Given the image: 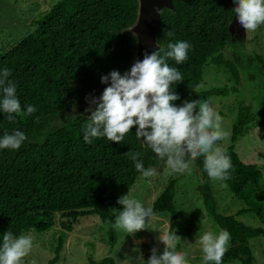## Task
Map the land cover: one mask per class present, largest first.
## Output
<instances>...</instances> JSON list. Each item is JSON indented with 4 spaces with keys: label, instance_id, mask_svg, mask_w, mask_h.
I'll return each mask as SVG.
<instances>
[{
    "label": "trees",
    "instance_id": "obj_1",
    "mask_svg": "<svg viewBox=\"0 0 264 264\" xmlns=\"http://www.w3.org/2000/svg\"><path fill=\"white\" fill-rule=\"evenodd\" d=\"M173 4V11L161 10L157 42L164 50L176 41H187L192 46L182 64L167 61L183 76V82L172 86L180 97L173 103L181 106L199 99L210 101L212 106L214 98L237 93L238 70L222 54L231 44V4L227 0H193L190 4L174 0ZM137 10V0H59L37 18L36 28L28 36L0 54V70H11L9 79L17 84L22 110L26 111L27 105L37 109L32 115L16 116L14 121L0 112V137L14 130L27 136L17 150L0 149V243L9 229L17 237L30 230L45 232L55 225L57 217L62 231L72 232L80 219L96 216L115 245L112 209L123 210L118 199L143 177L127 153H140L144 167L156 169V174L167 166L144 138H136L138 126L121 143L106 137L86 143L83 138L91 115L89 111L86 116L83 105L88 98L91 102L103 93L93 87L106 85L101 77L111 71L123 74L133 65L136 39L129 28L136 21ZM169 31L174 34L168 36ZM256 60L264 69V61L259 56ZM208 65H225L235 85L200 89ZM262 127L264 121L240 103L231 124L230 144L225 147L233 168L230 179L222 181L233 198L244 205L237 215L253 214L262 226H248L232 215L220 214L203 160L196 161L200 171L196 190L203 207L218 230L226 229L231 235L222 264H253L248 242L264 236L263 173L257 164L243 162L236 152L240 139ZM185 176L177 173L171 178L152 205L156 216L168 217V232H176L179 224L176 185ZM61 241L62 237L49 264L58 262ZM87 264L116 263L112 257L96 261L88 255Z\"/></svg>",
    "mask_w": 264,
    "mask_h": 264
},
{
    "label": "clouds",
    "instance_id": "obj_2",
    "mask_svg": "<svg viewBox=\"0 0 264 264\" xmlns=\"http://www.w3.org/2000/svg\"><path fill=\"white\" fill-rule=\"evenodd\" d=\"M233 11L247 33L264 25V0H237ZM173 34L168 32V36ZM191 47L187 41L170 42L167 50L159 47L150 54L145 52L144 59L135 61L129 71L121 74L113 70L102 76L101 82L108 86L99 98L91 101L95 108L88 109L91 115L84 126V141L92 143L93 139L106 137L111 142L121 143L126 134L138 126L136 138H144L148 147L174 172H190V166L202 158L203 168L211 180L230 179L231 157L219 143L229 137V132L222 127L221 115L208 100L185 101L181 106L173 103L180 97L172 86L183 82V76L167 61L172 59L177 65L182 64L188 59ZM11 75L8 68L0 70V112L7 114L9 121H14L16 116L32 115L37 109L27 105L26 111L22 110L17 84L9 79ZM26 139L22 131L5 132L0 137V149L17 150ZM127 154L143 177L156 174V169L144 167L139 159L140 153L130 151ZM118 204L123 206V210L112 209L115 215L112 227L133 235L150 228L156 216L154 209L133 198L131 190L118 199ZM160 233L158 240L165 245L164 250L158 254V249L153 247L147 264H189L187 254L177 251L180 236L176 232ZM230 240L231 235L226 229L218 234L211 231L202 235L198 233L203 264H222ZM32 248L33 237L30 234L17 237L9 229L0 243V264H24ZM142 264H145L143 257Z\"/></svg>",
    "mask_w": 264,
    "mask_h": 264
},
{
    "label": "rangeland",
    "instance_id": "obj_3",
    "mask_svg": "<svg viewBox=\"0 0 264 264\" xmlns=\"http://www.w3.org/2000/svg\"><path fill=\"white\" fill-rule=\"evenodd\" d=\"M59 0H0V54L12 49L18 42L36 28L37 18L49 12ZM223 58L231 61L237 68L240 83L237 93L226 98L216 97L212 107L222 117V127L229 132V137L219 143L226 147L230 144V129L239 104L248 106L259 121H264V69L256 60L259 56L264 61V25L255 32H249L245 44L231 40V44L222 51ZM134 64V62H133ZM132 67V66H131ZM131 67L129 69H131ZM236 80L225 65H208L204 70V81L200 89L232 87ZM255 84V85H254ZM97 84L93 89L96 88ZM256 86V87H255ZM92 106L90 98L83 105L85 112ZM236 152L245 163L257 164L263 173L264 180V127L256 128L244 136L236 145ZM190 172L176 185L175 203L179 213V224L176 234L181 241L177 251L187 254L189 264H203L201 246L198 244V233L206 231L219 233L218 227L207 215L201 198L197 193L200 182V171L194 162ZM176 172L166 166L162 173L151 177H142L131 189L133 198L139 199L145 206H151L160 194L163 186L176 176ZM211 186L217 200V211L222 215H232L242 223L262 226L253 214L237 215L244 207L241 201L233 198L222 181L211 180ZM168 217L165 214L155 216L150 228L137 233L127 234L122 229H115V245L107 236V227L96 216L80 219L72 232H64L59 220L45 232L30 230L22 234L33 237L31 253L24 259V264H49L54 257L55 247L62 237V249L58 262L54 264H87V256L96 261L112 257L116 264H142L150 258L152 248L162 254L165 245L158 240L160 232H168ZM63 235V236H61ZM252 249L253 264H264V236L249 240ZM227 264H240L233 261Z\"/></svg>",
    "mask_w": 264,
    "mask_h": 264
},
{
    "label": "water",
    "instance_id": "obj_4",
    "mask_svg": "<svg viewBox=\"0 0 264 264\" xmlns=\"http://www.w3.org/2000/svg\"><path fill=\"white\" fill-rule=\"evenodd\" d=\"M173 1L174 0H137V18L134 24L129 28V32L132 33L136 39L134 63L137 60L142 61L145 52L150 54L153 50H159L160 46L157 42V34L161 27L160 13L163 8L173 11ZM180 1L186 4L193 2V0ZM227 1L231 4L233 9L236 7L237 0ZM157 10H159V12ZM229 32L231 40L236 41L239 44H245L249 39V33H247L246 29L240 25L235 12L233 20L229 24ZM129 70L130 69L127 71ZM107 86L108 85L97 84L96 88L104 91ZM85 114L88 116L89 111H86Z\"/></svg>",
    "mask_w": 264,
    "mask_h": 264
},
{
    "label": "flooded vegetation",
    "instance_id": "obj_5",
    "mask_svg": "<svg viewBox=\"0 0 264 264\" xmlns=\"http://www.w3.org/2000/svg\"><path fill=\"white\" fill-rule=\"evenodd\" d=\"M255 85V84H254ZM263 86H264V83H263ZM256 87V86H255Z\"/></svg>",
    "mask_w": 264,
    "mask_h": 264
}]
</instances>
